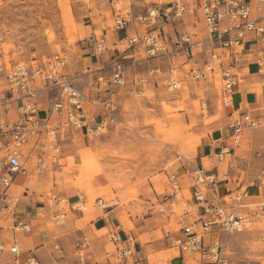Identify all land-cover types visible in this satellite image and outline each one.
Returning a JSON list of instances; mask_svg holds the SVG:
<instances>
[{"label":"rangeland","instance_id":"1","mask_svg":"<svg viewBox=\"0 0 264 264\" xmlns=\"http://www.w3.org/2000/svg\"><path fill=\"white\" fill-rule=\"evenodd\" d=\"M166 1L0 0V94L8 93L6 74L13 63L37 65L57 52L68 56L69 64L64 72L75 77L77 82L84 81V75L92 74L90 68L94 67L84 41L87 35L107 30L111 43L115 38L116 14H137ZM186 21H176L174 27L170 25L172 31L178 25L187 32L198 34L197 38L206 35L201 14L187 16ZM140 30L145 28L140 27ZM204 57L186 58L181 54L150 57L142 50L135 57L128 56L125 60L130 79L145 74L150 67L158 66L168 72L179 66L183 76L181 88L169 91L161 82L154 83L156 80L144 84L143 90L138 91L132 84L119 87L115 90L117 120L83 136L82 147L76 146L75 149L73 145L75 141L79 142L80 136L67 138L59 160L33 158L25 178L20 176L18 179L24 181L14 186L22 198L28 189L37 204L45 206L47 213L39 209L40 216L33 222L41 224L43 229L60 230L73 219L71 208L91 219L106 209L96 206L98 197H103L112 207H118L125 227L133 225L132 216L157 218V228L149 234L157 239L164 237L163 226L179 230L182 226L179 220L191 221L192 217L184 216L183 212L185 209L192 211V203L187 206L186 199H178L170 206L169 201L164 202V195L172 192L166 172L176 171L182 164L192 169L202 152V145L225 125L228 110L221 94L220 72L216 71L203 80L191 76V68L202 65ZM45 94H41L42 100ZM168 106L170 110L166 108ZM240 107L239 94L234 97V108ZM4 108L0 106L4 117L11 121L17 118L13 109L7 113ZM231 140L233 149L217 166L216 176L230 182L228 186L233 190L251 185L249 193L254 195L255 177L264 168V125L247 130L238 140L234 137ZM70 142L73 144H68ZM205 165H211L208 156H205ZM99 174L106 176L105 185L98 182ZM183 193L188 198L193 195L189 188ZM60 209H65L67 214L58 223L53 214ZM171 210L177 211V215H171ZM0 226H12V218L1 215ZM5 233L3 238L8 239L11 233L8 230ZM146 235L143 237L149 239ZM20 236L27 242L31 240L30 234L21 233ZM263 236L264 226L261 225L233 236L229 264H264ZM8 255V252L0 255V264H11ZM157 255L165 260L162 264H166L170 256L178 255V249L165 248Z\"/></svg>","mask_w":264,"mask_h":264},{"label":"built area","instance_id":"2","mask_svg":"<svg viewBox=\"0 0 264 264\" xmlns=\"http://www.w3.org/2000/svg\"><path fill=\"white\" fill-rule=\"evenodd\" d=\"M197 13L205 22L204 37L197 38L198 34L178 28H173L174 35L168 34V25L174 27L176 21L186 23L187 16ZM140 27L145 30L141 31ZM113 32L115 38L111 43L107 30L94 31L84 38L91 60L97 64L90 68V73L96 75L93 85L106 94L104 98H90L76 84L75 77L64 72L69 64L64 52H57L37 65L15 62L7 70L8 93L0 94V106H5L7 113L13 109L17 118L11 121L0 112V216L12 218V240L0 239V255L8 251L16 263L25 252L16 235L30 232L33 220L19 216L22 196L15 192L14 186L19 183L20 176L29 172L30 161L33 158L45 161V157L59 160L67 138L80 129L98 131L117 120L115 90L119 87L132 84L138 91L143 90L144 84L156 80L154 83L161 82L169 91L181 88L183 76L179 66L168 72L158 66L150 67L145 74L130 79L125 60L128 56L135 57L141 50L150 57L181 54L191 58L204 53L202 65L191 68V76L203 80L220 72L222 98L232 116L229 124L232 138L238 140L247 130L264 125V116L256 115L252 110L234 108L238 72L231 55L253 41L255 63L264 72V0H167L163 5L137 14H116ZM90 106L101 112V120L94 127L89 126ZM232 149L233 146L224 145L219 152L208 156L210 167L201 164L189 172V187H181L175 174L166 172L172 192L164 195V202L169 201L173 206L178 199H186L185 205L192 203L193 206L192 211L185 209L183 212L192 220H179L182 225L179 230L168 231L170 243L183 255H198L203 264H229V239L252 230L255 225L264 226V199H250L251 185L234 190L224 187L219 193V179L214 170ZM255 178L256 184L264 187V168ZM188 188L193 193L190 198L183 193ZM96 206L108 208L113 205L100 198ZM41 209L47 213L45 206ZM176 212L171 210L170 214L177 215ZM66 214L65 209H60L53 214V219L59 223ZM105 236L109 246L102 258H95L86 236L78 238L74 244L77 264H125L130 261L140 264L135 258L136 240L133 237L123 238L114 228H109ZM55 248L64 253L59 243ZM27 260L29 264H41L32 251Z\"/></svg>","mask_w":264,"mask_h":264},{"label":"crops","instance_id":"3","mask_svg":"<svg viewBox=\"0 0 264 264\" xmlns=\"http://www.w3.org/2000/svg\"><path fill=\"white\" fill-rule=\"evenodd\" d=\"M168 34H172V27L168 25ZM178 29L179 26L177 25ZM123 34V32H119ZM170 34V35H171ZM250 37H253L250 34ZM255 47V43L253 41L248 42L247 46L244 49L239 48L238 50H234L232 52V59L237 63V72H238V83L235 86V94L238 96L240 94L241 104L245 110H252L256 115L264 116V72L259 68L258 64L255 63L253 50ZM205 56V54H199L198 58ZM107 59V58H105ZM93 66L96 67L97 64L94 60H92ZM84 81L77 82L76 84L81 87V89L88 94L90 98H104L106 95L104 92L97 90L93 83L96 82L95 73L84 75ZM244 80V81H241ZM226 120L225 125L221 128L220 132L216 135H211L210 141L206 142L202 145V152L197 156L195 164H193L192 169H187L183 164L178 167L176 171L171 170L170 172L175 174L176 178L179 180L181 187H189L190 186V176L189 172H191L196 166H200L201 164H205V156H209L212 152H219L220 148L224 145L232 146V129L229 127V124L232 120V116L230 115V110L226 108ZM90 120L89 126L94 127L99 124L101 120V112L90 106L89 109ZM88 129L82 128L72 137H81L78 139L79 142H72L68 144H73L75 146L82 147L83 140L82 137L87 135ZM66 144V143H64ZM63 144V145H64ZM217 174V168L214 170ZM106 176L99 174L97 176L98 182L101 185L106 184L105 180ZM168 177V176H167ZM25 178V176H24ZM24 180H20L19 183ZM229 183L226 180L219 179V193L221 194L224 190V187L229 188ZM251 189V187H250ZM255 194L252 195L253 201H258L264 199V187L257 185ZM250 191V190H249ZM28 189L23 192L24 198L21 200V204L19 207V216L28 218L29 220H34L38 218L40 215V210L43 206L37 204L35 197L31 196L28 193ZM151 192V191H150ZM150 192H147L148 194ZM251 199V198H250ZM251 199V200H252ZM76 202V201H75ZM71 203L70 205H73ZM118 207L106 208L104 213H97V215L91 219H86L84 213L78 212L76 209L71 208V212L73 213V219L68 221L60 230L50 231L48 229H43L41 224H35L33 222V228L30 232H24L27 235L30 234V241H26L25 239H21L20 234L23 232H19L16 235L18 242L23 246L25 252L22 254L20 262L16 263L13 256L9 253V258L11 264H29L27 260V256L29 251L35 252L41 262V264H77L78 258L75 255L74 244L78 238L86 236L90 243V251L93 252L95 258H102L105 248H107L108 241L106 239L105 233L109 228H114L119 231L120 235L123 238L133 237L136 240V256L135 258L139 260L140 264H162L165 262L163 258H159L157 253L165 248H174L170 243V238L168 237V231L170 228L165 229L163 226L161 228L164 237L162 239H157L156 236L150 235L152 231H154L156 227V219L149 218H140V217H130L133 225L124 226L121 223L120 215L118 212ZM80 220V224L78 221ZM126 222V221H125ZM10 231V237L8 241L12 240V229L10 227L0 226V239H4L5 231ZM59 231V232H58ZM100 231H104L101 233ZM147 234V237H143V235ZM147 240H145V239ZM231 237L228 241V254L229 247L232 241H234ZM59 243L64 248V253H59L55 244ZM26 245H31L32 247H26ZM6 253V252H5ZM4 254V253H3ZM173 254V253H172ZM229 257H232L229 254ZM125 264H134L131 261ZM166 264H203L202 260L198 255H183L178 250V255H172L169 257V260L166 261Z\"/></svg>","mask_w":264,"mask_h":264},{"label":"bare ground","instance_id":"4","mask_svg":"<svg viewBox=\"0 0 264 264\" xmlns=\"http://www.w3.org/2000/svg\"><path fill=\"white\" fill-rule=\"evenodd\" d=\"M242 81H244V80H242ZM166 108H167L168 110H170V109H171V107H169V106H168V107H166ZM174 108H175V107H174ZM187 192H189V191H187ZM186 196H187V195H186ZM100 198L104 199L103 197H98V199H100ZM98 199H97V200H98ZM97 200H96V201H97ZM104 200H105V199H104ZM105 201H106V200H105ZM83 206H85L84 208H86V205H83Z\"/></svg>","mask_w":264,"mask_h":264}]
</instances>
